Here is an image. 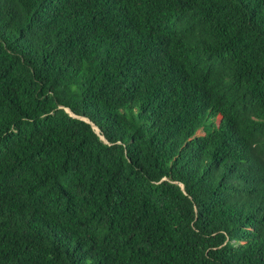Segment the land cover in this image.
Here are the masks:
<instances>
[{
  "label": "trees",
  "instance_id": "16d2710c",
  "mask_svg": "<svg viewBox=\"0 0 264 264\" xmlns=\"http://www.w3.org/2000/svg\"><path fill=\"white\" fill-rule=\"evenodd\" d=\"M0 264H264V0H0Z\"/></svg>",
  "mask_w": 264,
  "mask_h": 264
},
{
  "label": "rangeland",
  "instance_id": "374dc122",
  "mask_svg": "<svg viewBox=\"0 0 264 264\" xmlns=\"http://www.w3.org/2000/svg\"><path fill=\"white\" fill-rule=\"evenodd\" d=\"M201 133H202L201 131H198V132H197V135H200Z\"/></svg>",
  "mask_w": 264,
  "mask_h": 264
},
{
  "label": "water",
  "instance_id": "95a60500",
  "mask_svg": "<svg viewBox=\"0 0 264 264\" xmlns=\"http://www.w3.org/2000/svg\"><path fill=\"white\" fill-rule=\"evenodd\" d=\"M68 111V110H67ZM96 132H97V130H96Z\"/></svg>",
  "mask_w": 264,
  "mask_h": 264
}]
</instances>
